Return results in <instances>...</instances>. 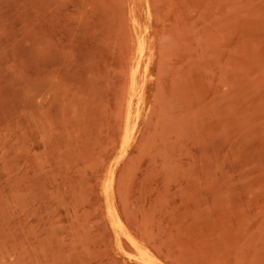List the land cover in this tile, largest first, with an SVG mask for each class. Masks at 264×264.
Masks as SVG:
<instances>
[{"label":"rangeland","instance_id":"1","mask_svg":"<svg viewBox=\"0 0 264 264\" xmlns=\"http://www.w3.org/2000/svg\"><path fill=\"white\" fill-rule=\"evenodd\" d=\"M0 264H264V0H0Z\"/></svg>","mask_w":264,"mask_h":264},{"label":"bare ground","instance_id":"2","mask_svg":"<svg viewBox=\"0 0 264 264\" xmlns=\"http://www.w3.org/2000/svg\"><path fill=\"white\" fill-rule=\"evenodd\" d=\"M142 42H143V40H142ZM140 47H142V46H140ZM141 58V57H140ZM142 59V58H141ZM136 64V63H135ZM145 64V63H144ZM138 66V65H137ZM107 186H108V183H106L105 184V189H107ZM109 196V195H108ZM108 215L111 217V220H112V222H111V224H112V226H113V228L115 229V230H117V231H121L122 229H121V227L113 220V213L109 210L108 211ZM129 239L131 240V241H134L135 242V239L132 237V236H129ZM140 247V246H139ZM142 247V246H141ZM144 252H145V254H147L146 253V251L144 250Z\"/></svg>","mask_w":264,"mask_h":264}]
</instances>
